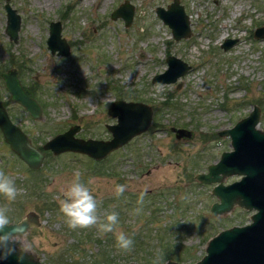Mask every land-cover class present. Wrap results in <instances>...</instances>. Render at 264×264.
I'll list each match as a JSON object with an SVG mask.
<instances>
[{
	"label": "rangeland",
	"instance_id": "374dc122",
	"mask_svg": "<svg viewBox=\"0 0 264 264\" xmlns=\"http://www.w3.org/2000/svg\"><path fill=\"white\" fill-rule=\"evenodd\" d=\"M122 1L10 0L21 15L14 42L4 31L5 0H0V66L4 65L0 70H17L23 86L32 87L43 116L34 120L12 101L1 75L0 99L35 146L72 124L80 125L77 136L109 138L106 124L116 118L107 109L115 99L150 104L153 123L157 122L99 163L85 154L54 155L47 150L38 169L27 166L0 132V170L24 189L8 205L9 215L14 222L34 210L41 221L17 246L28 247L46 264H94L101 247L97 239L107 238L96 227L69 229L60 212L59 200L77 171L97 199L101 216L112 209L119 214L117 231L146 236L137 248L145 256L158 250L150 228L168 226L173 247L192 254L187 262L176 261L188 263L205 253L211 236L203 232L213 226L214 235L248 222L253 212L235 205L230 213L211 215L209 207L216 200L212 184L198 182L195 174L231 149L230 138L218 131L246 116L254 104L260 107L258 126L264 129V37L253 36L254 29L264 25V0H180L192 27L191 36L182 40H174L155 14L157 5L166 7L172 0H129L135 6L129 26L120 17H110ZM56 20L70 44L67 56L47 48L49 23ZM225 38L237 41L225 50L221 47ZM167 52L191 68L174 83H153L152 76L167 67ZM171 126L189 128L193 136L177 139ZM90 178L93 183L88 184ZM117 184L127 186L120 197L114 193ZM141 192H146L143 212L135 215ZM7 203L0 196V205ZM149 214L158 216L157 221L149 222ZM111 245L108 242L105 248L112 255L133 254L118 248L110 251Z\"/></svg>",
	"mask_w": 264,
	"mask_h": 264
},
{
	"label": "water",
	"instance_id": "95a60500",
	"mask_svg": "<svg viewBox=\"0 0 264 264\" xmlns=\"http://www.w3.org/2000/svg\"><path fill=\"white\" fill-rule=\"evenodd\" d=\"M9 1L5 0L3 5L6 14L4 31L9 40L16 42L21 15ZM133 13L134 5L124 0L111 11L110 17L113 20L120 17L128 26L133 19ZM155 14L171 29L175 40L190 36L189 16L179 0H172L166 7L157 6ZM61 30L59 20L51 21L46 43L52 54L66 56L70 48L61 35ZM253 35L255 38H263L264 25L257 26ZM236 41V38H225L221 46L228 49ZM165 60L167 67L152 76L153 83H174L190 68L187 62L173 54L167 55ZM1 77L10 99L22 106L32 119H41L43 109L39 101L26 92L17 70L8 68L1 73ZM107 113L116 118L115 123L106 124L111 135L107 139L77 136L80 125L74 124L47 139L40 146H35L27 133L12 120L0 99V132L10 149L27 166L38 169L43 164L44 151L47 150L54 155L74 152L101 160L135 136L147 131L153 124V107L143 101L115 99L108 107ZM260 113V107L254 104L246 116L238 119L231 127L219 130V136L230 138L231 149L223 150L218 160L207 165L206 171L195 174L198 182L212 184L211 194L216 200L209 207L211 215H224L237 205L253 211L249 223L232 225L212 235L206 242L205 253L196 261L182 263L168 259L162 264H264V129L258 126ZM170 129L177 139L193 136L189 128L171 126ZM230 176L239 178L226 182L225 179ZM13 223H25L23 227L29 230L40 225L41 221L37 212L29 210ZM16 247L17 252L6 260H0V264H17L19 250L24 248L17 245ZM21 264L46 263L30 251ZM126 264L149 263L129 261Z\"/></svg>",
	"mask_w": 264,
	"mask_h": 264
},
{
	"label": "clouds",
	"instance_id": "9594fccd",
	"mask_svg": "<svg viewBox=\"0 0 264 264\" xmlns=\"http://www.w3.org/2000/svg\"><path fill=\"white\" fill-rule=\"evenodd\" d=\"M93 183L90 178L88 184ZM126 185L117 184L114 189L116 197H120L126 190ZM24 192L23 188H18L15 179L0 170V196H3L8 202L6 205H0V260H6L17 252V243L26 236L28 228L25 229V223H13L9 213L11 208L8 206L15 202L18 196ZM146 192H141L134 210L135 215L143 212V203ZM60 212L65 218V223L71 230L89 229L96 227L101 234L114 233L116 247L123 252H130L134 241L131 236L123 231H117L119 224V214L115 211L101 216L98 212V201L89 187L81 179V174L77 171L71 182L68 184L63 198L59 200ZM30 252L28 247L22 251L19 250L17 264H21L26 254ZM161 257H157L153 264H161Z\"/></svg>",
	"mask_w": 264,
	"mask_h": 264
},
{
	"label": "trees",
	"instance_id": "16d2710c",
	"mask_svg": "<svg viewBox=\"0 0 264 264\" xmlns=\"http://www.w3.org/2000/svg\"><path fill=\"white\" fill-rule=\"evenodd\" d=\"M8 63H11V64L13 63L12 65L15 64L11 59L8 60ZM1 67H4V65L0 66V69H1ZM0 73H1V70H0ZM25 88L30 95L34 94L31 86H27ZM3 103H4V105L7 104L5 101ZM156 123L157 122H154L153 125H155ZM95 161L97 163H99L101 160L100 161L95 160ZM127 204H130L129 207L132 206L131 203H127ZM132 208H133V206H132ZM134 208H136V206H134ZM112 211L113 210L111 209L110 212H112ZM110 212H108V213H110ZM157 219H158V216L154 215L150 218V214H149V222L154 223L155 221H157ZM169 229L170 228H168V226H166V225L165 226H155L153 228H150L149 231L150 232L152 231V233L155 235L153 237V239L155 240L156 247L158 249L157 252L153 256H151L150 254L147 256L138 254L137 248L139 247V245L141 243H143L145 241L146 236H144V237L136 236L135 234L132 233V231L128 232L127 234L129 236H131L133 241H134V244H133L134 249L130 251V252H133V254L118 255V256L112 255L111 253L106 251L105 247L108 245V242H111L112 247L110 248V251L116 250V248H117L116 247V239L113 237L112 234L108 233L106 239H104V238H98L97 239V241L101 245V247L99 248V251H98L99 257L94 258L93 263L94 264H126L127 262L131 261L132 258H136L134 260L153 264L154 260H156L158 256L162 258L161 264L170 258L178 260V261L180 260V261L187 262L188 259H190V257L192 256V254L189 251H183V250H180L179 248L173 247L176 245V243H175V240L169 239L168 233L171 232V230H169ZM212 231H213V226L210 227L209 232L207 231V232H203V233L205 235L207 234L206 237L209 238L210 236L213 235ZM143 246H145V245H143ZM103 254H108V256L111 255L113 257L104 258V257H102Z\"/></svg>",
	"mask_w": 264,
	"mask_h": 264
},
{
	"label": "flooded vegetation",
	"instance_id": "af4514ba",
	"mask_svg": "<svg viewBox=\"0 0 264 264\" xmlns=\"http://www.w3.org/2000/svg\"><path fill=\"white\" fill-rule=\"evenodd\" d=\"M124 1V0H123ZM122 1V2H123ZM129 1V0H128ZM10 2V1H9ZM179 2H180V0H179ZM121 3V2H120ZM119 3V4H120ZM131 3V2H130ZM11 4V3H10ZM118 4V5H119ZM182 4V3H181ZM168 5V4H167ZM166 5V6H167ZM183 5V4H182ZM157 6H159V5H157ZM156 6V7H157ZM184 6V5H183ZM155 7V8H156ZM116 8V7H115ZM185 9V8H184ZM185 12H186V10H185ZM134 13H135V6H134ZM134 13H133V17H134ZM187 13V12H186ZM111 14V13H110ZM187 15L189 16V14L187 13ZM159 18V17H158ZM160 19V18H159ZM133 20V19H132ZM161 20V19H160ZM60 21V20H59ZM124 21V20H123ZM162 21V20H161ZM189 21H190V16H189ZM61 22V21H60ZM132 22V21H131ZM131 24V23H130ZM61 25H62V23H61ZM124 25H125V23H124ZM166 25V24H165ZM126 26V25H125ZM129 26V25H128ZM190 28H191V34H192V27H191V21H190ZM170 31H171V29H170ZM191 34H190V36H191ZM189 36V37H190ZM254 36V35H253ZM171 37H172V35H171ZM189 37H186V38H181V39H179V40H182V39H187V38H189ZM173 38V37H172ZM174 39V38H173ZM175 40V39H174ZM67 41V40H66ZM17 42V41H16ZM67 43L69 44V42L67 41ZM222 44V43H221ZM222 47V46H221ZM69 48H70V44H69ZM223 48V47H222ZM224 49V48H223ZM229 49V48H228ZM226 50V49H225ZM70 51V50H69ZM69 54V53H68ZM167 55H169V52H167ZM67 56V55H66ZM166 58V57H165ZM166 61V60H165ZM186 62V61H185ZM167 64V63H166ZM189 66H190V68H191V65L189 64ZM18 67V66H17ZM11 68H13V67H11ZM189 68V69H190ZM188 69V70H189ZM7 70V69H6ZM187 70V71H188ZM5 71V70H4ZM4 71H1V73L2 72H4ZM1 73H0V75H1ZM20 79V78H19ZM21 81V80H20ZM22 83V82H21ZM176 87L177 88H179L180 87V83H177L176 84ZM25 88V87H24ZM25 90H26V88H25ZM26 92L28 93V91L26 90ZM29 94V93H28ZM30 95V94H29ZM32 96V95H31ZM33 97V96H32ZM35 98V97H34ZM4 102V101H3ZM40 103V102H39ZM41 105V104H40ZM6 106V105H5ZM41 107H42V105H41ZM154 110V109H153ZM72 125H74V124H72ZM71 126V125H70ZM66 130V129H65ZM59 133V132H58ZM57 134V133H56ZM77 135V134H76ZM231 178H230V180L229 181H227V182H231V181H233V180H235V179H237V178H239V176H230ZM236 207V206H235ZM235 207H233L229 212H227V213H230ZM237 207H239V206H237ZM239 208H242V207H239ZM242 209H244V208H242ZM244 210H247V209H244ZM249 211H251V210H249ZM226 213V214H227ZM250 216V215H249ZM246 223H249V219H248V222H240V223H238V224H236V225H243V224H246Z\"/></svg>",
	"mask_w": 264,
	"mask_h": 264
}]
</instances>
